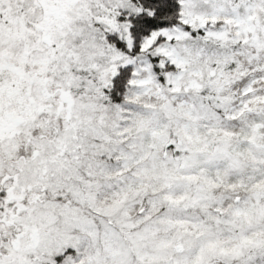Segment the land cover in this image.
<instances>
[{
  "label": "snow or ice",
  "instance_id": "obj_1",
  "mask_svg": "<svg viewBox=\"0 0 264 264\" xmlns=\"http://www.w3.org/2000/svg\"><path fill=\"white\" fill-rule=\"evenodd\" d=\"M0 264H264V0H0Z\"/></svg>",
  "mask_w": 264,
  "mask_h": 264
}]
</instances>
